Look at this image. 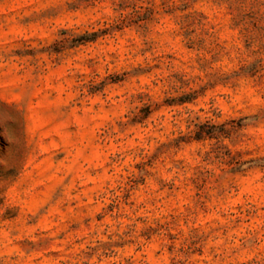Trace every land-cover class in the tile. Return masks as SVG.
<instances>
[{
	"label": "rangeland",
	"instance_id": "obj_1",
	"mask_svg": "<svg viewBox=\"0 0 264 264\" xmlns=\"http://www.w3.org/2000/svg\"><path fill=\"white\" fill-rule=\"evenodd\" d=\"M0 264H264V0H0Z\"/></svg>",
	"mask_w": 264,
	"mask_h": 264
}]
</instances>
